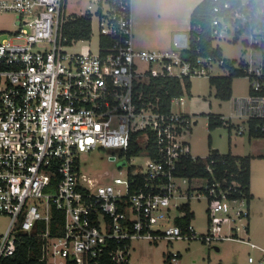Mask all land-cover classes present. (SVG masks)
Masks as SVG:
<instances>
[{"label": "built area", "instance_id": "2783aa9c", "mask_svg": "<svg viewBox=\"0 0 264 264\" xmlns=\"http://www.w3.org/2000/svg\"><path fill=\"white\" fill-rule=\"evenodd\" d=\"M132 4L90 0L80 16L91 18L90 39L97 28V51L71 54L69 46L88 40L64 35L65 24L78 16L66 12V0H0V13L14 14L17 24L0 41V215L8 219L0 263L15 254L21 235L42 227L39 262L45 264H137L133 241L182 239L241 242L260 250L264 264V250L248 237L249 204L234 176L228 183L217 179L208 157L209 178L178 174L183 161L195 160L188 135L196 122L173 110L184 95L163 112L146 92L152 77L210 78L214 68L228 72L230 59L184 57L189 37L181 32L171 50L137 48ZM211 15L213 47L239 41L249 57L232 65L242 63L249 81V95L234 101L235 118L264 119V0H213ZM244 132L248 125L236 128ZM96 148L110 152L117 174L83 173L80 154ZM192 180L198 185H188ZM202 194L207 230L196 235L191 221L181 227L176 220L188 205L181 201ZM53 210L61 214L58 235L51 234ZM171 210L181 216H170Z\"/></svg>", "mask_w": 264, "mask_h": 264}, {"label": "rangeland", "instance_id": "374dc122", "mask_svg": "<svg viewBox=\"0 0 264 264\" xmlns=\"http://www.w3.org/2000/svg\"><path fill=\"white\" fill-rule=\"evenodd\" d=\"M132 21L133 33L135 38V46L139 49L160 50L153 48L148 42V37L139 32V27L135 24L137 21L148 19L152 28L160 25V20L170 15L171 18L178 22L181 33H187L190 29V15L195 7L194 0H132ZM90 0H66V12L72 15L84 13ZM135 21V22H134ZM16 16L10 13H0V41L8 32L16 30ZM135 29V32H134ZM160 43V42H159ZM224 53L227 59L244 58L247 60L248 54H243V46L239 41L237 43H228L226 41L215 42ZM98 48L97 28L94 26L93 35L88 41H79L69 46L66 51L75 54L85 51L95 53ZM170 48V47H169ZM214 76H226L227 72L213 69ZM249 81L247 78H236L232 83L231 101L221 102L215 97L214 89L210 86L208 78H194L191 80V95L184 96L185 103L181 106V112L187 115L197 114V123L192 127V132L188 135V141L191 144V155L193 157L204 158L209 153L211 148H217L221 153H229L231 147L238 154H246L242 145L246 143L247 135H237L236 128L229 130L228 127L222 126L214 130L206 127V115L203 113L227 114L232 112L233 101L247 96ZM203 102L210 104V109L206 110L202 105ZM174 109L178 110L179 106L174 105ZM252 150L254 155H264V140L254 144ZM211 147V148H210ZM109 151L96 148L88 153L80 154L79 160L81 170L85 174L102 173L104 171L112 174H117L118 165L109 163L107 157ZM136 159L134 163H137ZM124 166V161H123ZM191 187L198 185L197 180L190 182ZM188 185L186 187H188ZM196 191V190H194ZM196 193V192H195ZM181 201V200H178ZM188 203L193 218L191 225L194 228L196 235L204 234L207 230V208L208 203L205 196L192 198ZM259 210V203H251L250 211L256 212ZM170 216H181V211H170ZM261 216V213H260ZM8 224V219L0 215V233L4 231ZM170 225L172 223H169ZM252 228V225H251ZM254 232L257 237L264 239V217L259 219L255 224ZM250 233V232H249ZM254 236V235H253ZM252 240L251 234L248 236ZM255 238V236H254ZM258 240V238L256 239ZM134 250L131 252L132 262L137 264H249L248 257L254 258L253 264H259L258 260L260 252L251 249L248 245L237 241H215L212 244H205L200 239L195 240H162L156 243H146L143 241H133ZM178 254L175 262L171 261V256ZM58 260L52 259L53 264H58Z\"/></svg>", "mask_w": 264, "mask_h": 264}, {"label": "trees", "instance_id": "16d2710c", "mask_svg": "<svg viewBox=\"0 0 264 264\" xmlns=\"http://www.w3.org/2000/svg\"><path fill=\"white\" fill-rule=\"evenodd\" d=\"M213 0H203L192 11L190 15V29L188 32L189 48L185 51L188 58L194 59L198 55H212L215 57H221L222 52L219 47H213L212 38L210 35V21H211V9ZM229 1L233 4H238L240 0H223ZM64 35L69 41L75 40H90L91 35V18L89 15H83L80 17H74L73 20H69L64 26ZM235 60H230V64L227 65L228 75L215 76L209 78L210 86L215 90V97L219 101H229L232 97V82L233 79L244 77L242 67L240 63L239 68H233ZM191 80L189 79H172L165 77H152L149 86L146 88V92L150 94L152 101L155 98L159 99L160 111L168 112L171 107V100L180 96L191 95ZM264 95V91L261 93ZM207 128L214 130L224 126V122L221 116L215 114H207ZM250 137H264V131H254L256 126H264V119H251L248 121ZM135 154L136 150L129 152ZM207 162L213 161V168L215 169V177L219 180L226 179V182L232 180L230 177L233 175L235 181L240 185L241 191L244 193L248 204L251 201V194L249 192V157L236 158L230 154H219L216 151H211L207 156ZM179 175L187 178L208 177L209 175L205 170V160L202 158H195V160H185L179 167ZM181 211L185 213V216L178 218L176 224L181 227L188 225L193 218V214L190 212L188 205L181 207ZM61 214L60 212L53 210V219L51 221V234L58 235L61 232ZM60 224V225H59ZM43 228L41 227L39 232L31 235H21L17 243V250L15 254L9 258L4 259L0 264H45L40 263L41 257V233ZM178 257V254H177ZM102 264H110L105 260Z\"/></svg>", "mask_w": 264, "mask_h": 264}, {"label": "crops", "instance_id": "0c3cea01", "mask_svg": "<svg viewBox=\"0 0 264 264\" xmlns=\"http://www.w3.org/2000/svg\"><path fill=\"white\" fill-rule=\"evenodd\" d=\"M194 1H195V7H196L203 0H194ZM135 24L137 25V27H139V29H138L139 32L143 36L146 35L148 37V41H149L148 43L150 45H152L153 48H160V50H171V48H172L171 43H172L173 35L175 33H180V26H179L178 22L174 21L170 15L166 16V18H164L163 20H160V25H158V27H155V28L151 27V24L148 21V19H143V20L138 21V22L136 21ZM134 32H135V29H134ZM134 44H135V38H134ZM214 45H215V43H214ZM221 52H222V57L226 58L222 50H221ZM242 59H244V58H242ZM234 60H236V59H234ZM217 70L220 71L219 69H217ZM212 72H213V70H212ZM220 72H222V71H220ZM226 74L228 75V72ZM201 78H206V77H201ZM241 78H244V77H241ZM214 93H215V90H214ZM248 95H249V87L247 90V96ZM232 98H233V96L231 97V99ZM231 99L229 101H231ZM241 99H243V98H241ZM225 102H227V101H225ZM184 103H185V100H184ZM233 103H234V101H233ZM202 106L206 110L210 109V104H208L207 102H203ZM234 107H235V105L232 106V109H231L232 112L230 111V113L227 114V116H225V114H223V113L215 114V115L221 116V119L224 122V126L226 125V127H228L229 130H232L233 128H237L238 126H241V125L244 127L247 126V122H245L241 119L235 118ZM180 109H181V106H179L178 110H175L174 106H173L174 111L181 112ZM207 114H214V113H207ZM207 114L203 113V115H207ZM196 115L197 114H192L189 116H192L194 118L195 122L197 123ZM225 122H227V123H225ZM196 123H195V125H196ZM205 125L207 127V120H206ZM191 132H192V130H191ZM244 134L247 135V140H246V143L242 145V149L244 151H246L245 152L246 154L240 155L237 152H235L236 143L234 144V150H233V147H231V151L229 153H225V154H230L231 156L236 157V158L249 157V159H250V161H249V170H250L249 192L251 194V201L249 204V232H250L249 234H251L252 240L254 239V241L252 243L264 250V239L257 237L256 232H254L256 222L259 219H262V217H264V155H258V154L254 155L252 152V150L255 146L254 144L260 142L261 140H264V137H259V138L250 137L247 132H244ZM244 134H242V135H244ZM189 145H190V149H191L190 142H189ZM213 150L218 152L219 154L224 155V153H221L220 150L217 148H211L209 153ZM209 153L206 155V157L209 155ZM195 158H198V157H195ZM199 158H201V157H199ZM202 159H204V158H202ZM253 202L256 204L259 203V210L256 212H252V215H251L250 205ZM260 213H261V216H260ZM251 225H252V228H251ZM249 234H248V236H249ZM253 235L255 236V238ZM257 238H258V240H256ZM254 250H257L260 252V250H258V249H254ZM253 263H249V264H253Z\"/></svg>", "mask_w": 264, "mask_h": 264}, {"label": "water", "instance_id": "95a60500", "mask_svg": "<svg viewBox=\"0 0 264 264\" xmlns=\"http://www.w3.org/2000/svg\"><path fill=\"white\" fill-rule=\"evenodd\" d=\"M183 56H184V57H186L187 55H186V54H184Z\"/></svg>", "mask_w": 264, "mask_h": 264}]
</instances>
